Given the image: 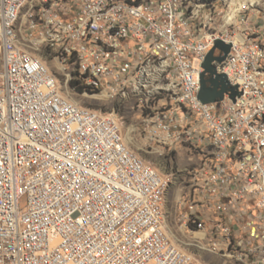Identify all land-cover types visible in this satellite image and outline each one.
<instances>
[{
    "label": "built area",
    "instance_id": "obj_1",
    "mask_svg": "<svg viewBox=\"0 0 264 264\" xmlns=\"http://www.w3.org/2000/svg\"><path fill=\"white\" fill-rule=\"evenodd\" d=\"M231 2L0 0V264H264V18ZM216 41L238 95L203 104ZM70 82L135 100L148 142L196 154L179 202L191 242L166 224L165 176Z\"/></svg>",
    "mask_w": 264,
    "mask_h": 264
},
{
    "label": "rangeland",
    "instance_id": "obj_2",
    "mask_svg": "<svg viewBox=\"0 0 264 264\" xmlns=\"http://www.w3.org/2000/svg\"><path fill=\"white\" fill-rule=\"evenodd\" d=\"M232 1L235 2L236 0ZM254 1L255 5L249 6L245 14V18H250L251 21L264 18V0ZM233 2H231V7H234ZM51 67L54 69V63H51ZM62 86L66 92L67 89L64 83H62ZM67 87L70 100L82 106L101 108L102 111H115L117 113L119 120L122 122V134L125 142H127L126 138L130 139L127 142L128 147L138 153L142 159L157 167L166 178L168 185L165 192L164 212L169 230L178 236L183 243L191 242L190 235L183 231L179 221V202L188 193V178L184 171L197 165L196 154L187 147L176 146L169 151L167 147L148 142L145 135L141 132L142 114L137 109L135 100L120 102L117 98L112 100L88 98L78 95L77 91L76 93L72 91L70 84ZM114 107L117 110H112ZM195 253L197 254L196 259L200 264H235L233 261L224 260L208 253Z\"/></svg>",
    "mask_w": 264,
    "mask_h": 264
},
{
    "label": "water",
    "instance_id": "obj_3",
    "mask_svg": "<svg viewBox=\"0 0 264 264\" xmlns=\"http://www.w3.org/2000/svg\"><path fill=\"white\" fill-rule=\"evenodd\" d=\"M230 49V45L222 41H216L214 47L205 56L202 64L203 72L200 75V90L197 98L203 104L213 103L216 100H221L225 93H229V97L234 100L238 95L235 86H229L225 75L216 74L214 63H222ZM215 50H219L221 55L215 56ZM214 75L209 79L210 86L204 81L205 74Z\"/></svg>",
    "mask_w": 264,
    "mask_h": 264
},
{
    "label": "bare ground",
    "instance_id": "obj_4",
    "mask_svg": "<svg viewBox=\"0 0 264 264\" xmlns=\"http://www.w3.org/2000/svg\"><path fill=\"white\" fill-rule=\"evenodd\" d=\"M233 2V1H232ZM236 2H238L239 3V5L241 6V7H245V5H248V6H253V5H255V1L254 0H236L235 2H233V6L235 5L234 3H236ZM231 14H230V16H233V14L235 13V7H231ZM105 98H106V96H104ZM74 102V101H73ZM126 140H127V142L130 140L129 138H126ZM127 142H126V144H127Z\"/></svg>",
    "mask_w": 264,
    "mask_h": 264
},
{
    "label": "flooded vegetation",
    "instance_id": "obj_5",
    "mask_svg": "<svg viewBox=\"0 0 264 264\" xmlns=\"http://www.w3.org/2000/svg\"><path fill=\"white\" fill-rule=\"evenodd\" d=\"M209 79H210L209 76L207 75L204 76V81L206 82V85H208Z\"/></svg>",
    "mask_w": 264,
    "mask_h": 264
},
{
    "label": "trees",
    "instance_id": "obj_6",
    "mask_svg": "<svg viewBox=\"0 0 264 264\" xmlns=\"http://www.w3.org/2000/svg\"><path fill=\"white\" fill-rule=\"evenodd\" d=\"M75 83L74 82H70V86L74 87Z\"/></svg>",
    "mask_w": 264,
    "mask_h": 264
}]
</instances>
